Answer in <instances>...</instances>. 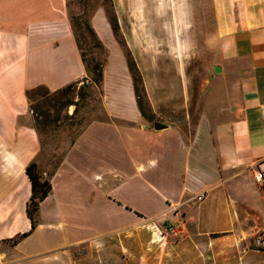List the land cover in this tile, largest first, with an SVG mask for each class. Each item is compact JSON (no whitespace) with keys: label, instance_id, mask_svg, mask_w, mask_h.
Returning <instances> with one entry per match:
<instances>
[{"label":"crops","instance_id":"crops-1","mask_svg":"<svg viewBox=\"0 0 264 264\" xmlns=\"http://www.w3.org/2000/svg\"><path fill=\"white\" fill-rule=\"evenodd\" d=\"M112 4L119 42L142 48L146 115L103 7L89 18L97 84L67 0H0V264H264V0ZM69 84L100 97L73 134L76 104L36 90ZM32 161L51 184L34 227Z\"/></svg>","mask_w":264,"mask_h":264},{"label":"trees","instance_id":"trees-1","mask_svg":"<svg viewBox=\"0 0 264 264\" xmlns=\"http://www.w3.org/2000/svg\"><path fill=\"white\" fill-rule=\"evenodd\" d=\"M83 17H84V13H83ZM108 17H109L113 32L117 40L120 41V38L118 37L119 29H118L117 20L113 14H110ZM81 19H82L81 23L83 27L86 29V31L89 33L91 40H94V48L103 49L100 42L96 39L95 32L93 28L90 26L89 20L86 18H81ZM76 39H77V44L79 48L81 49L82 60L87 64V67L91 71L92 80L98 84L102 79L103 63L93 58H91L90 61H88L85 57V52L80 45L78 36L76 37ZM127 62H128V67H129L132 80H133V84H134L137 104L142 114L146 115L145 110H144V103H146V101H145V92H144V87L142 83V78L136 66L135 61L133 60V58L130 57L129 53L127 54ZM75 86L76 84H69L62 89L51 92L45 86L41 85V86H38L36 89V90H39L40 92L39 91H36V92H39L41 93V95H44L45 102L48 103V105H56L57 107L58 105L63 106V105H69L73 103L72 100H68L67 97H69V94L74 90ZM82 89H83V86L81 85L76 90V94L80 97H82ZM33 92H35V89L27 91V96L29 97V99L33 98ZM33 108H34V112L40 116H44L45 113H47L46 110L35 108V106H33ZM74 111H76V107ZM57 118H58V115L55 117V119ZM25 172L30 181V197L26 204V215L31 222V226L34 227L35 222H36L35 216H36L37 210L39 208L41 201H43V199L48 195L51 189V184L49 180L41 174V172L39 171L37 167L36 162L34 161L30 162L26 166ZM27 234L28 232L23 233L21 237Z\"/></svg>","mask_w":264,"mask_h":264},{"label":"rangeland","instance_id":"rangeland-1","mask_svg":"<svg viewBox=\"0 0 264 264\" xmlns=\"http://www.w3.org/2000/svg\"><path fill=\"white\" fill-rule=\"evenodd\" d=\"M98 7H103V9L105 10L106 14L109 16L110 14H113V4H112V0H67V11L69 12L70 16H71V22H72V26L74 27L76 36H78L80 45L82 47V49L85 52V57L88 61H90L91 58L101 61L104 57V50L103 49H99V48H94V40H91V37L89 35V33L86 31V29L83 27L82 25V19L81 18H86L89 20L90 15L95 11V9H97ZM83 13H84V17H83ZM119 45H118V43ZM117 49L120 50V53H123V51L125 52L126 56L129 53L130 57L133 58V60L135 61V63L138 61V63H136V66L138 68V70H140V72L142 73L143 69L146 70V68H144L143 66V62H142V58H143V53L141 51L142 48L137 47V46H131L128 47L132 53L129 52V49L126 47V45L124 44V42H119L117 40ZM123 48V50H122ZM116 49V50H117ZM155 51V54H159L160 53V48L155 47L153 48ZM118 51V50H117ZM133 57H132V56ZM76 90H77V86H75L74 90L69 94L68 100H72L73 103L76 104V111L75 114L68 120H65V125L64 127L67 128V130L69 131L70 134L73 133H77V130L80 129L81 127V119H79V111L80 109L89 103H98L100 97L97 94V90L95 89L94 94L93 95H84L85 93L82 92V97L78 96L76 94ZM75 100V101H74ZM42 102V100L40 99V97H38V95H35V93L33 94V101L32 104L35 106V104ZM41 106V103H40ZM42 106H44L42 104ZM62 110V108H61ZM69 118V117H68ZM40 120H43V118H40ZM72 129V131H71ZM40 130L42 133H44V131H47V125H46V121L44 123V125H40ZM47 204L44 205V207ZM44 207L42 209H44ZM25 224V218H21L18 220V222H21Z\"/></svg>","mask_w":264,"mask_h":264},{"label":"built area","instance_id":"built-area-1","mask_svg":"<svg viewBox=\"0 0 264 264\" xmlns=\"http://www.w3.org/2000/svg\"><path fill=\"white\" fill-rule=\"evenodd\" d=\"M263 177V173L261 170H257L254 174V178L257 182H260ZM167 233L175 238H179L182 236V228L177 225L173 224L166 229ZM254 245L260 249H264V227L260 228L256 234L254 235L253 239Z\"/></svg>","mask_w":264,"mask_h":264},{"label":"water","instance_id":"water-1","mask_svg":"<svg viewBox=\"0 0 264 264\" xmlns=\"http://www.w3.org/2000/svg\"><path fill=\"white\" fill-rule=\"evenodd\" d=\"M215 70L218 71L219 68H215ZM166 127H167V125L164 124V123H160V122H155V123H154V129H155V130H161V129H164V128H166Z\"/></svg>","mask_w":264,"mask_h":264}]
</instances>
